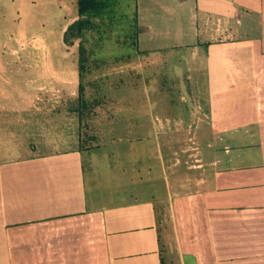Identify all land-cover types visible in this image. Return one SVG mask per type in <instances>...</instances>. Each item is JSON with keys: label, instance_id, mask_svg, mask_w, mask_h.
<instances>
[{"label": "crops", "instance_id": "crops-1", "mask_svg": "<svg viewBox=\"0 0 264 264\" xmlns=\"http://www.w3.org/2000/svg\"><path fill=\"white\" fill-rule=\"evenodd\" d=\"M103 1L142 104L109 151L65 110L67 146L0 162V264H264V0ZM200 51L203 90L180 53Z\"/></svg>", "mask_w": 264, "mask_h": 264}, {"label": "rangeland", "instance_id": "rangeland-1", "mask_svg": "<svg viewBox=\"0 0 264 264\" xmlns=\"http://www.w3.org/2000/svg\"><path fill=\"white\" fill-rule=\"evenodd\" d=\"M19 1L27 4L20 5ZM45 1L0 0V162L24 157L30 152L44 153L65 147L57 143L67 135L71 137V133H66V125L70 123L64 113L67 114L68 103L77 98L78 48L77 45L65 47L63 31L71 21L69 11L74 10L75 0ZM92 18L99 24L105 45L103 52L96 55L97 61L104 59L106 64L97 67L90 64L85 78L84 97L100 103L83 118V145L109 151L112 135L123 133L110 124L116 110L128 104H142L143 98L137 91L143 87L138 77L142 69L141 64H133L134 57L128 64L119 60V55L127 56L132 50L118 45L116 40L120 37L110 26ZM99 34L92 32L85 34V38L93 42ZM180 53L185 59L184 66L186 63L189 68H199L190 75L198 79L197 85L203 90L202 51L198 57L190 56L189 52ZM188 82L187 87L184 81L173 85L184 92L191 86L192 81ZM154 83L158 86V81ZM71 120L78 133L76 121L72 117ZM116 181L112 187L120 189Z\"/></svg>", "mask_w": 264, "mask_h": 264}, {"label": "trees", "instance_id": "trees-1", "mask_svg": "<svg viewBox=\"0 0 264 264\" xmlns=\"http://www.w3.org/2000/svg\"><path fill=\"white\" fill-rule=\"evenodd\" d=\"M105 8V3L103 0H75L76 15L78 18L74 20L66 30L63 32V43L68 46L77 45V74H78V89L77 98L68 103L65 110L74 117L77 121V136H78V147L81 150L89 151L94 149L91 146L83 145L82 129L83 118L92 111V107L99 104V100L88 101L84 97L85 91V78L88 75L89 65L94 64L97 66L105 65V60L102 59L97 61V56L99 53L103 52L105 45L101 34H99V24L93 21L92 17H99L101 11ZM98 33L100 37H97L93 44L88 38H85V34ZM116 42L121 47L132 50L127 56L129 60L133 53H139L137 50L136 35L122 36L117 38ZM125 48V49H126ZM136 55V54H135ZM119 61V60H116ZM115 61V62H116ZM90 107V110H89Z\"/></svg>", "mask_w": 264, "mask_h": 264}, {"label": "water", "instance_id": "water-1", "mask_svg": "<svg viewBox=\"0 0 264 264\" xmlns=\"http://www.w3.org/2000/svg\"><path fill=\"white\" fill-rule=\"evenodd\" d=\"M70 24H71V23H70ZM68 26H69V25H68ZM68 26H67V27H68ZM67 27H66V28H67Z\"/></svg>", "mask_w": 264, "mask_h": 264}]
</instances>
